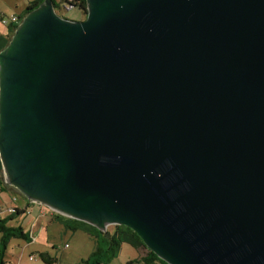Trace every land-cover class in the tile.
<instances>
[{
	"label": "water",
	"instance_id": "95a60500",
	"mask_svg": "<svg viewBox=\"0 0 264 264\" xmlns=\"http://www.w3.org/2000/svg\"><path fill=\"white\" fill-rule=\"evenodd\" d=\"M85 16L43 0L0 51L8 184L124 224L169 264H264V0H86Z\"/></svg>",
	"mask_w": 264,
	"mask_h": 264
},
{
	"label": "rangeland",
	"instance_id": "374dc122",
	"mask_svg": "<svg viewBox=\"0 0 264 264\" xmlns=\"http://www.w3.org/2000/svg\"><path fill=\"white\" fill-rule=\"evenodd\" d=\"M30 1L31 0H0V12L3 14L4 18L9 17L10 15L20 14L24 11L26 5ZM55 1L59 2V0ZM54 10L57 14L63 15L71 20H83L86 17L77 7L65 11L58 6ZM2 29L3 24L0 22V33ZM12 189L14 188H11V190ZM0 195L6 200L9 193L1 191ZM16 196L20 202L27 200L23 195L17 194ZM33 208L31 209L30 214H27V216L23 218L21 226L27 228V230L30 228L34 229L37 234V242L30 241L26 246H23L26 239L20 237H10L5 243L0 241V264H45L39 257L40 252L47 254L49 257L56 258L51 264H82L85 261H91L97 257V255H93V253L97 250L98 246L105 250L106 244L103 242V230L96 227L98 231H92V234H87L81 230L65 229L58 221L52 219L51 214L58 213L47 207V219L44 228L41 230L36 228L34 224L30 226L33 217L37 214L35 208ZM18 219V217L15 219L12 217L7 221V225L16 227ZM113 226L114 224L112 222H108L104 225V228L105 230L111 231ZM1 235L2 233L0 232V240ZM65 244L66 247H64ZM145 253L146 248L143 246L136 250L130 245L124 243L117 256L110 257L107 251H103L99 256V261L100 264H125V261L134 255L138 256L140 254L142 256ZM29 256H31L32 259H29Z\"/></svg>",
	"mask_w": 264,
	"mask_h": 264
},
{
	"label": "trees",
	"instance_id": "16d2710c",
	"mask_svg": "<svg viewBox=\"0 0 264 264\" xmlns=\"http://www.w3.org/2000/svg\"><path fill=\"white\" fill-rule=\"evenodd\" d=\"M43 0H31L26 5L24 11L20 14H17L18 21L16 23H9L6 26H3L5 28L6 33L0 34V50H2L5 46H7L10 37L15 32L21 18H23L28 12L31 10L37 8V6L42 2ZM54 2V9L58 6L68 11L72 8L77 7L79 10L82 11L83 14H86V0H59V2ZM65 6H69L68 9H65ZM59 15V14H58ZM62 17L61 15H59ZM3 18V14L0 12V21ZM65 18V17H62ZM0 172H1V162H0ZM3 183L2 177H0V183ZM21 210L17 208L12 214L8 215L5 218L0 219V232L1 235V242L5 243L7 239L10 237H20L23 239H26V241L31 240L29 232L24 231L23 227L20 225H17L16 227L12 225H7V221L14 217V215H20ZM53 218L58 221L65 229H72V230H81L87 234H92L93 232L98 231V229L81 220H77L74 218H67L60 214H53ZM102 233L103 236V242L106 244L105 250L97 247V250L93 253V255H97L95 259H92L91 261H85L82 264H100L99 256L103 253V251H107L110 255V257L117 256L119 253L122 244L126 243L130 245L131 247L138 249L139 247L143 246L146 248V253L139 258L129 259L125 261V264H135L137 262H141L142 264H169L165 260L158 257V255L153 252L151 249H148L144 243L142 238L130 227L124 225V224H115L113 226V229L111 231L109 230H103ZM39 257L44 261L45 264H51L56 260L54 257H49L47 254L40 252Z\"/></svg>",
	"mask_w": 264,
	"mask_h": 264
},
{
	"label": "crops",
	"instance_id": "0c3cea01",
	"mask_svg": "<svg viewBox=\"0 0 264 264\" xmlns=\"http://www.w3.org/2000/svg\"><path fill=\"white\" fill-rule=\"evenodd\" d=\"M61 16L64 17L63 15H61ZM5 33H6V31H5V28L3 27V29H2V31H1L0 34H5ZM0 177H1V172H0ZM11 188H13V187L10 186V185H8V184H6V183H4V182L3 183L2 182L0 183V192L1 191H5V192H8L9 193V196H8V198L6 200L0 195V205L5 207V205L9 203V201H10V199L12 197H16V204H17L18 208L21 210V213H23V214H20L19 216L18 215L17 216H14V219L16 217L19 218L16 224L17 225H20V226L22 225L21 221L23 220V218L26 217L27 214H30L31 209L34 207L35 208V211L37 212V214L35 215V217H33V219H32L33 221H32V223H31L30 226H32V224H34L36 228H39V229L42 230L44 228V226H45V222H46V219H47L46 218L47 217L46 207L43 206V205H41V204H39V203H33V202L29 201V200H24V201H21V202L18 201L16 195L19 194V193L17 191H15V188L12 189V190H11ZM30 203H31V205H30ZM3 214H4V217H2V219L8 216L5 213H3ZM51 215H52V219H54L53 218V214H51ZM23 229H24V231L29 232V235L31 236V240L25 241V243L23 244V246H26L27 243H30V241L31 242L34 241L36 243L37 242V236H36L37 234H36L35 230L32 229V228H30V229L27 230V228H25V227H23ZM136 250H138V249H136ZM140 256H141L140 254L138 256L134 255L130 259H134L136 257L139 258ZM135 264H142V263L141 262H137Z\"/></svg>",
	"mask_w": 264,
	"mask_h": 264
},
{
	"label": "built area",
	"instance_id": "2783aa9c",
	"mask_svg": "<svg viewBox=\"0 0 264 264\" xmlns=\"http://www.w3.org/2000/svg\"><path fill=\"white\" fill-rule=\"evenodd\" d=\"M63 7H65V9H68L69 8V6H65V5H63ZM18 21V19H17V16H15V15H10L9 17H7V18H2L1 19V24H3V26H6L7 24H9L10 22L12 23H16ZM17 208H18V206H17V204H16V197H12L11 199H10V201H9V203L8 204H6L5 205V207L4 206H1L0 205V219L2 218V217H4V214L3 213H5L6 215H10V214H12L15 210H17ZM64 247H66V244L64 245ZM29 259H32V257L31 256H29Z\"/></svg>",
	"mask_w": 264,
	"mask_h": 264
},
{
	"label": "flooded vegetation",
	"instance_id": "af4514ba",
	"mask_svg": "<svg viewBox=\"0 0 264 264\" xmlns=\"http://www.w3.org/2000/svg\"><path fill=\"white\" fill-rule=\"evenodd\" d=\"M22 19L23 18H21V20H20V22L22 21ZM13 35V34H12ZM12 37V36H11ZM11 37H10V39H11ZM9 39V40H10ZM9 43V42H8ZM8 45V44H7ZM7 49V46H5L3 49H2V51L4 52L5 50ZM1 51V50H0ZM1 162V161H0ZM1 171H2V179H3V182L4 183H8L7 181V179H6V177L4 176V173H3V170H2V165H1ZM11 186V185H10ZM13 187V186H12ZM14 188V187H13ZM16 190V189H15ZM17 192H18V190H17ZM20 195H22L20 192H18Z\"/></svg>",
	"mask_w": 264,
	"mask_h": 264
}]
</instances>
